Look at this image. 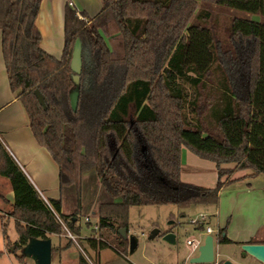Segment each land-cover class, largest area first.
Wrapping results in <instances>:
<instances>
[{
  "label": "trees",
  "instance_id": "1",
  "mask_svg": "<svg viewBox=\"0 0 264 264\" xmlns=\"http://www.w3.org/2000/svg\"><path fill=\"white\" fill-rule=\"evenodd\" d=\"M42 1L0 0L3 57L34 137L58 165L61 188L76 187L79 210L63 215L61 201L46 202L0 140V175L15 195L11 218L18 240L7 239L10 252L53 236L67 242L52 245L53 261L77 247L65 227L80 235L83 176L91 170L113 201L100 206V238L86 239L94 252L112 241L130 249L133 206H214L236 175H264V23L233 18L223 40L214 14L198 0H101L94 19L67 5L57 59L41 47L36 20ZM200 1L264 17V0ZM77 40L83 45L79 85L71 68ZM183 84L193 87L192 98ZM183 147L216 165L214 188L182 180ZM218 242L233 243L226 229ZM77 264L91 263L80 255Z\"/></svg>",
  "mask_w": 264,
  "mask_h": 264
},
{
  "label": "crops",
  "instance_id": "2",
  "mask_svg": "<svg viewBox=\"0 0 264 264\" xmlns=\"http://www.w3.org/2000/svg\"><path fill=\"white\" fill-rule=\"evenodd\" d=\"M67 5L76 9L79 16H81L80 14L85 13L91 19L96 18L103 9V3L101 0L42 1L41 9L36 20L37 28L42 35L41 47L44 51L57 59L62 58L64 51L65 10ZM1 38L2 33L0 31V140L9 154L27 175L42 198L46 202H49L50 200L61 201V213L63 215H72L79 210V199L76 187L66 186L61 188L58 165L47 149L41 147L37 143L31 130L29 115L23 103L19 99V92H13L11 89L3 57ZM93 171L96 170H91L83 176L80 218L77 224V226L81 227L79 236L85 240L90 237L100 238L97 236V232L94 231L98 230L99 222L94 224L91 215H96L99 219V209L100 206L104 204L100 203V201L97 203H87L83 199L84 181L87 179L88 175L93 174L91 175L92 179L101 183L97 171ZM253 173L254 172L251 170L243 172L241 176H237V181L221 190L215 214H208V217L210 218L209 221H215L214 226L204 224L196 226L199 238L206 237V233L200 230L201 226L205 228L206 226L212 227L213 234L215 232L219 234L221 230L226 229L227 238L233 243L222 245L218 242V239L215 240L214 238L215 249L217 253L219 247L231 248V251H227L225 253L226 255L224 261L230 260L234 264H262L250 255L244 256L241 247L243 244H251L253 241L257 240L264 242V214H245L241 212V201H236L237 199L233 201L230 208L227 206L230 203L224 204L223 201L225 196H228L227 199L234 197V193L238 196H245L243 197L244 199H249L252 195L257 196L258 194H263L264 196L263 192L257 191L259 187H264V175L252 176ZM0 185H5L9 189L8 197L0 194V212L7 207L12 208L13 211L15 195L10 181L0 175ZM87 218L89 219L88 222L86 221ZM83 222H85V224H87L90 228L89 230L91 234L89 237H82ZM53 238L57 239L56 236L51 238L52 245L58 246L62 243V241H59L60 244H55ZM71 252L72 249L58 252L54 261L57 259L56 264H67L72 260L70 255ZM217 254L219 255V253ZM194 256L196 255L188 254L187 256L185 254V257L190 259ZM146 259H148L149 262H152L149 257H146ZM176 264H180V262ZM183 264L186 263L184 262Z\"/></svg>",
  "mask_w": 264,
  "mask_h": 264
},
{
  "label": "rangeland",
  "instance_id": "3",
  "mask_svg": "<svg viewBox=\"0 0 264 264\" xmlns=\"http://www.w3.org/2000/svg\"><path fill=\"white\" fill-rule=\"evenodd\" d=\"M200 4V9L212 11L214 18L218 23V35L221 39L227 38V26L233 18H242L246 20L256 21L264 23V17L258 15H252L247 12L224 8L213 5ZM189 97L192 98L194 89L190 84H183ZM188 116H192L190 110L187 111ZM227 168L233 167V165L226 166ZM96 172V171H93ZM242 173L235 176H241ZM90 174L84 181L83 187V199L85 202H98L110 203L113 202L109 195L104 190L102 184L92 179ZM182 180L187 183L199 185L205 188H214L218 181V174L216 165L212 162L203 160L187 148L182 149ZM9 189L5 185H0V194L8 197ZM258 192L264 193V187H259ZM231 194V193H230ZM246 194V193H245ZM261 196V197H260ZM224 198V204H228L231 207L233 201H241L240 209L245 214H264V196L258 194L257 196H251L249 199H244L245 196H238L234 193V197L227 199ZM243 198V199H242ZM242 199V200H241ZM218 205V204H217ZM214 206H192L188 209L182 210L175 205H161V206H133L129 210V238H134L137 241L138 247L131 252L130 249L124 251L118 246L115 241L110 242V248L99 251L98 253L91 252L87 247L85 239L79 237L77 247L72 249L71 258L67 264H76L77 258L83 255L91 264H176L180 262L183 264H192L191 259L185 257V254H194L197 252L192 251V247L187 244L188 240H197L199 238L196 230V226L191 223L192 220H200L201 214H215L216 207ZM220 205V204H219ZM2 216L0 227V253L3 255L0 257V264H35L34 261L26 256L22 250L17 253L10 252L7 249V239L14 244L18 240V232L15 227V221L11 218L12 208H4L0 212ZM94 224L99 222L98 216L91 215ZM209 217L204 225H215V221H209ZM5 226V228H4ZM212 228V227H211ZM90 228L83 222L82 224V237H89L91 234ZM154 230L159 231V235L150 239V235ZM97 232L98 230H94ZM206 231V230H205ZM173 234L176 236L175 243H169L165 241L164 234ZM218 233H214L215 240L218 239ZM96 236V235H93ZM57 239H60L56 236ZM53 238L55 244L62 241L66 245L65 239L57 240ZM205 239V237H204ZM60 244V243H59ZM231 251L229 247H219L217 253L220 261L225 260V253ZM25 256L24 262H20L18 257ZM146 257H149L152 262H149ZM74 258V259H73ZM52 260V264H56Z\"/></svg>",
  "mask_w": 264,
  "mask_h": 264
},
{
  "label": "water",
  "instance_id": "4",
  "mask_svg": "<svg viewBox=\"0 0 264 264\" xmlns=\"http://www.w3.org/2000/svg\"><path fill=\"white\" fill-rule=\"evenodd\" d=\"M82 55L83 45L81 40H77L74 51L71 68L74 72L73 80L76 85L80 83V75L82 73ZM35 94L40 104L46 109L45 99L39 90L35 91ZM79 93L75 91L71 95V105L74 111L78 108ZM159 235L158 230H154L150 239H154ZM165 241L169 243L176 242V236L173 234H166ZM137 248V241L134 238H130V250L133 252ZM243 255H250L257 259L259 262L264 264V244H243L242 245ZM24 254L30 257L35 264H52V241L32 239L24 249ZM215 241L212 235H206L204 243L197 251L196 256L191 259L192 264H213L216 257ZM222 264H234L230 260L224 261Z\"/></svg>",
  "mask_w": 264,
  "mask_h": 264
},
{
  "label": "built area",
  "instance_id": "5",
  "mask_svg": "<svg viewBox=\"0 0 264 264\" xmlns=\"http://www.w3.org/2000/svg\"><path fill=\"white\" fill-rule=\"evenodd\" d=\"M72 5V4H70ZM57 218L59 219V221L63 224V222L61 221V219L57 216ZM208 216L205 214H201L200 216V220L198 219H194L191 221L192 224L199 226L200 224H202V222H205L207 220ZM86 221L88 222L89 219L87 218ZM67 234L66 237L72 241L75 242L76 245H78V240L79 237L78 235L73 234L72 232H70L66 227H65ZM97 229V228H96ZM205 233L206 235H212L213 234V230L210 226H206L205 228ZM204 243V238H198L197 240H188L187 244L189 246L192 247V251L193 252H197L199 250V248L202 246V244ZM213 264H221V261L219 260L218 254H216L215 260Z\"/></svg>",
  "mask_w": 264,
  "mask_h": 264
}]
</instances>
